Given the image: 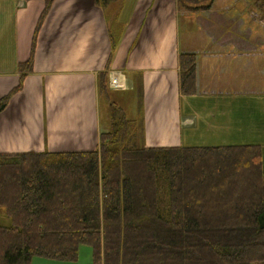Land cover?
<instances>
[{
	"label": "trees",
	"instance_id": "trees-1",
	"mask_svg": "<svg viewBox=\"0 0 264 264\" xmlns=\"http://www.w3.org/2000/svg\"><path fill=\"white\" fill-rule=\"evenodd\" d=\"M41 1L37 29L53 0ZM213 1L177 0L189 10ZM32 53L0 112L31 72ZM178 68L180 94H194L196 55L180 53ZM111 110L97 149L0 153V207L9 219L0 225V264L76 261L81 245L91 264H264L258 147H146L141 107L137 120Z\"/></svg>",
	"mask_w": 264,
	"mask_h": 264
},
{
	"label": "crops",
	"instance_id": "crops-1",
	"mask_svg": "<svg viewBox=\"0 0 264 264\" xmlns=\"http://www.w3.org/2000/svg\"><path fill=\"white\" fill-rule=\"evenodd\" d=\"M44 5L41 0H0V98L19 84V65L33 52L31 72L0 112V153L97 149L100 97L111 130L112 105L126 116L122 105L132 93L139 96L146 147H187L182 130L193 121L181 116V99L193 94H180L178 56L196 55V89L198 49L177 44L175 23L179 16L196 15L199 29L214 35L225 21L205 15L213 13L211 5L192 11L177 0H116L103 9L95 0H53L37 29ZM230 17L237 33V14ZM231 37L211 40L238 42ZM114 92L123 97L113 99ZM0 225H9V219ZM62 262L67 261L34 256L30 264Z\"/></svg>",
	"mask_w": 264,
	"mask_h": 264
},
{
	"label": "rangeland",
	"instance_id": "rangeland-1",
	"mask_svg": "<svg viewBox=\"0 0 264 264\" xmlns=\"http://www.w3.org/2000/svg\"><path fill=\"white\" fill-rule=\"evenodd\" d=\"M211 6L213 13L205 15L213 22H218L221 17L225 21L222 29L214 30V35L207 29H199L196 15H188L185 19L179 16L175 23L177 44L183 49H198L197 88L193 95L181 99V116L193 121L182 127L186 139L184 145L256 146L261 152L264 170V0H214ZM129 12L125 11L126 18ZM232 12L237 14V33L229 23ZM216 14L220 16L215 18ZM109 25L117 31L110 20ZM225 34H231V38H237L238 42L221 45L211 40L212 37L218 41ZM111 94L113 99L115 95L123 97L122 93ZM99 102L96 108L100 131L104 133L110 131V113L102 96ZM122 106L128 119L139 118V96L136 93H132ZM2 222L6 223L8 219L0 209ZM90 255L91 249L81 245L78 259L62 264H90Z\"/></svg>",
	"mask_w": 264,
	"mask_h": 264
},
{
	"label": "built area",
	"instance_id": "built-area-1",
	"mask_svg": "<svg viewBox=\"0 0 264 264\" xmlns=\"http://www.w3.org/2000/svg\"><path fill=\"white\" fill-rule=\"evenodd\" d=\"M115 81V80H114Z\"/></svg>",
	"mask_w": 264,
	"mask_h": 264
}]
</instances>
